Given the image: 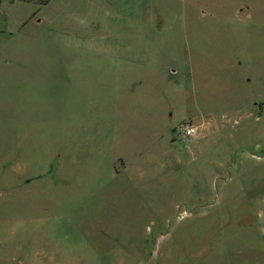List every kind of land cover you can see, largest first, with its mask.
I'll list each match as a JSON object with an SVG mask.
<instances>
[{"label":"rangeland","instance_id":"1","mask_svg":"<svg viewBox=\"0 0 264 264\" xmlns=\"http://www.w3.org/2000/svg\"><path fill=\"white\" fill-rule=\"evenodd\" d=\"M0 3V264H264V0Z\"/></svg>","mask_w":264,"mask_h":264},{"label":"built area","instance_id":"2","mask_svg":"<svg viewBox=\"0 0 264 264\" xmlns=\"http://www.w3.org/2000/svg\"><path fill=\"white\" fill-rule=\"evenodd\" d=\"M197 126L190 123V122H183L180 123L176 130V135L182 138H188L196 135L197 133Z\"/></svg>","mask_w":264,"mask_h":264},{"label":"water","instance_id":"3","mask_svg":"<svg viewBox=\"0 0 264 264\" xmlns=\"http://www.w3.org/2000/svg\"><path fill=\"white\" fill-rule=\"evenodd\" d=\"M177 139H178V137L175 136L174 139H173V141H175V140H177Z\"/></svg>","mask_w":264,"mask_h":264},{"label":"crops","instance_id":"4","mask_svg":"<svg viewBox=\"0 0 264 264\" xmlns=\"http://www.w3.org/2000/svg\"><path fill=\"white\" fill-rule=\"evenodd\" d=\"M24 1V0H23ZM1 4V3H0ZM202 124V123H201ZM197 126V125H196ZM202 126H203V124H202ZM197 128H198V126H197ZM202 129V128H201Z\"/></svg>","mask_w":264,"mask_h":264}]
</instances>
